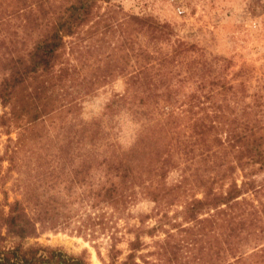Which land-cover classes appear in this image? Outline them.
Listing matches in <instances>:
<instances>
[{
    "label": "rangeland",
    "instance_id": "1",
    "mask_svg": "<svg viewBox=\"0 0 264 264\" xmlns=\"http://www.w3.org/2000/svg\"><path fill=\"white\" fill-rule=\"evenodd\" d=\"M69 1L46 0V6L51 13H58ZM16 5L17 0H0V79L4 74L2 60L13 47L10 39H15L14 34L24 35ZM93 14L92 22L66 38L62 68L69 69L71 77L59 90L58 105L62 108L26 128L0 126V156L8 150L18 167L9 171V162L2 163L0 203L22 198V184L34 180L39 162L58 163L63 156L67 165L69 160L77 164L84 128L98 130V138H102H89V149L95 143L103 152L114 147L129 151L145 136L148 125L163 121L169 111L176 118L170 136L176 138L172 152L177 167L168 173L165 184L174 188L178 197L175 204H158L139 194L122 212L109 206L79 208L75 187L72 196L64 195L78 211L70 223L41 231L37 237L23 240L22 246L39 250L38 256L61 253L67 264H112L115 242V264H122L137 230L160 225L152 235L140 234L143 247L137 252V264H207V211L198 215L204 220L199 223L188 218L185 207L193 198L204 197L202 185L216 177L215 165L222 160L213 157L207 161V147L192 137L194 120L205 117L206 112L201 110L203 106L192 108L189 101L193 94L200 95L201 101L207 95L213 98L207 100L214 104L207 110L210 113L222 104L227 113L241 114L252 108L264 115V0H100ZM136 16L166 25L169 36L151 39L132 21ZM16 45L21 50L32 44L27 40V46L20 42ZM166 58H170L171 74L163 78L155 93L163 95L169 89L178 103L168 110L161 100L154 111V105L150 109L140 104L149 86L132 88L131 75L148 64L158 69ZM202 79L204 86L200 84ZM70 102L73 105L69 109L66 106ZM226 102L230 107H225ZM9 112L10 108L0 103V117H9ZM14 149H18L16 154ZM192 150L193 154H186ZM234 177L241 184L242 173L237 171ZM256 177L264 178V173ZM227 183L224 188L219 184L214 187L225 191ZM66 186L57 184L55 194L57 190L67 192ZM245 198L256 201L253 194ZM1 234L5 236V230ZM262 241H247L241 250L249 252ZM19 242L18 238L8 237L0 242V249L14 248ZM233 256L231 252L222 253L220 261L232 262Z\"/></svg>",
    "mask_w": 264,
    "mask_h": 264
},
{
    "label": "trees",
    "instance_id": "2",
    "mask_svg": "<svg viewBox=\"0 0 264 264\" xmlns=\"http://www.w3.org/2000/svg\"><path fill=\"white\" fill-rule=\"evenodd\" d=\"M98 1L72 0L58 13H51L46 0H17L15 13L22 16L24 35L14 34L15 39H10L12 50H8V57L2 60L4 74L0 79V103L9 107L10 112L9 117H0V126L13 124L18 129L26 128L62 108L58 105L59 90L67 86L71 77L69 69L62 68L66 38L75 36L92 22ZM131 19L144 28L151 39L161 40L170 34L166 25L153 19L137 16ZM27 40L31 46L17 49L16 43L27 46ZM169 59L159 63L158 69L148 64L131 75L132 88L142 84L149 86V92L141 96L140 104L149 108L154 105V111L162 101L169 106L168 110L178 103V98L169 89L163 95L155 93L159 89L158 84H163V78L171 74L168 72ZM204 83L202 79L201 86ZM212 99L207 95L204 101L200 95L190 97L192 108L203 106L200 108L206 112L205 117L194 120L192 137L200 146L207 147V161L213 157L222 161L215 165L216 177L202 185L204 197L188 201L185 211L190 220L199 223L204 220L198 215L207 211V264H264L263 241L256 243L250 254L241 250V245L247 241L264 240V178L256 177L264 173V115L252 108L241 114L235 111L227 113L222 104L210 113L207 110L214 104H208L207 100ZM229 104L226 102L225 107H230ZM72 105L70 102L66 107L70 109ZM167 114L163 121L148 125L145 136L129 151L111 147L112 150H104L109 152L106 154L95 143L89 149L86 143L89 138H102H98V130L84 128L82 153L77 164L69 160L67 165L63 156L58 163L56 160L39 162L34 169V180L22 184V198L11 203L5 199L0 203V242L8 237L20 240L14 248L0 249V264L68 263L63 254L55 251L44 257L38 256L37 249H23L22 241L37 237L41 231L55 230L70 223L78 211L70 206L64 195L72 196L75 187L79 192V208L109 206L122 212L137 200L139 194L158 204H175L178 197L174 188L167 187L165 180L168 173L177 167L172 152L176 138L170 136L171 130L174 131L171 124L176 118L169 111ZM10 131L9 128L5 130L7 134ZM20 139L21 134L16 144ZM17 150L12 152L16 154ZM67 151L70 157L71 153ZM8 153L7 150L0 156V175L4 161L9 162V171L18 168L15 158ZM193 153L194 150L186 154ZM237 171L242 173L241 184L234 177ZM226 181L225 191L216 190L215 185L224 188ZM64 183L68 186L65 187L67 192L57 190L55 194L57 184ZM246 194L255 195L256 201L247 200ZM159 227L138 229L135 241L130 243L131 251L122 264H137V252L143 247L140 234L152 235ZM2 230H5V236H2ZM114 245L115 242L111 251L112 264L118 258ZM226 252L234 254V261H220L221 254Z\"/></svg>",
    "mask_w": 264,
    "mask_h": 264
}]
</instances>
